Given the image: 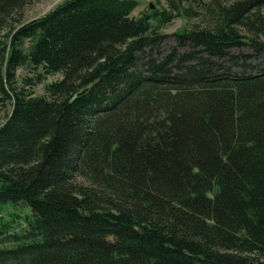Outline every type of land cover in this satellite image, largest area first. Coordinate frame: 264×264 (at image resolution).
<instances>
[{"label":"trees","instance_id":"obj_1","mask_svg":"<svg viewBox=\"0 0 264 264\" xmlns=\"http://www.w3.org/2000/svg\"><path fill=\"white\" fill-rule=\"evenodd\" d=\"M35 1L0 0V264H264V0Z\"/></svg>","mask_w":264,"mask_h":264},{"label":"rangeland","instance_id":"obj_2","mask_svg":"<svg viewBox=\"0 0 264 264\" xmlns=\"http://www.w3.org/2000/svg\"><path fill=\"white\" fill-rule=\"evenodd\" d=\"M65 0H36L32 5L28 6L24 11L23 23H27L33 19L39 18L57 5L64 2ZM138 6L133 11L132 15L134 17L140 16H149L150 22L153 25H160V17L156 15V11H161L167 7L165 0H137ZM198 22L197 19H189L185 17H177L171 23L163 25L162 32L166 35L163 42V51L167 52L175 44V33L181 32L186 28H190L193 24ZM243 51L252 53V50L245 47ZM253 63L261 64L262 68L264 67V55L261 57L254 56L252 58ZM41 71V69L39 70ZM36 79L35 72L29 70L28 68L22 67L17 71V82L18 86L26 87L27 79ZM62 78L61 74L48 75L41 83H37L31 89L34 92L35 96H47V86L55 81H58ZM6 119V111H3L0 114V125L4 123ZM4 209L0 210V215L8 219H15L17 224L16 227H13V231H20L26 227V222L28 216L31 215V210L28 207L14 206L12 204L3 205Z\"/></svg>","mask_w":264,"mask_h":264}]
</instances>
